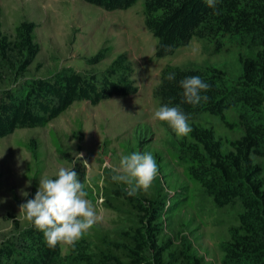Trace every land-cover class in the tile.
<instances>
[{
  "label": "trees",
  "instance_id": "trees-1",
  "mask_svg": "<svg viewBox=\"0 0 264 264\" xmlns=\"http://www.w3.org/2000/svg\"><path fill=\"white\" fill-rule=\"evenodd\" d=\"M107 10L126 8L136 0H86ZM219 14L204 0H143L144 25L156 38L154 54H172L191 37L209 41L216 52L237 49L233 61L239 72L234 81L225 79L227 67L217 65L165 64L153 95L162 105L177 106L188 116L192 131L180 139L176 156L183 173L220 206L237 204L235 222L227 227L222 243L226 264H264V0H220ZM35 23L21 20L9 36L1 29L0 75L23 78L13 87L0 89V137L17 127L45 125L75 100L92 104L112 95L137 91L134 68L125 52L118 53L101 72H83L65 66L46 77H26L38 45ZM108 48L90 58L99 60ZM175 73V79L166 77ZM199 76L210 85L207 101L199 105L182 102L179 81ZM241 110L230 120L227 112ZM214 114L239 134L216 137L199 121ZM84 183V174L78 170ZM88 198L92 194L87 190ZM113 191L139 211L132 224L117 231L116 238L94 234L91 247L81 244L62 253L61 244L49 248L42 233L30 224L0 240V264H206L183 245L163 243L156 219L163 206L153 197L129 196Z\"/></svg>",
  "mask_w": 264,
  "mask_h": 264
},
{
  "label": "rangeland",
  "instance_id": "rangeland-1",
  "mask_svg": "<svg viewBox=\"0 0 264 264\" xmlns=\"http://www.w3.org/2000/svg\"><path fill=\"white\" fill-rule=\"evenodd\" d=\"M142 1L126 8L104 9L86 0H0L1 29L9 36L21 20L35 23L38 51L28 66L26 77H46L65 66L83 72L101 73L120 52L131 62L138 89L126 95H112L96 104L75 100L45 125L23 126L0 137V240L13 235L29 223L19 205L34 197L39 180L54 178L59 167H72L84 174V184L92 194L102 219L77 244L91 247L94 234L116 238L117 231L132 224L139 210L123 201L113 189L126 190L124 183L111 180V166L122 154L151 152L159 166L158 175L147 191L136 196L143 203L153 197L163 206L156 219L163 243L183 245L206 264H226L222 243L227 227L235 222L237 204L217 205L199 185L183 173L184 164L176 156L179 141L164 122L152 121L158 107L153 87L165 64L217 65L227 67L225 79L234 81L239 68L230 46L220 52L209 41L191 37L172 54L156 57V38L144 25ZM108 50L99 60L101 48ZM23 78L0 75V89L13 87ZM241 110L234 105L227 118ZM195 121L213 128L221 139L239 134L222 124L214 114L200 115ZM27 192L24 196L21 193ZM62 253L68 247L61 244Z\"/></svg>",
  "mask_w": 264,
  "mask_h": 264
},
{
  "label": "clouds",
  "instance_id": "clouds-1",
  "mask_svg": "<svg viewBox=\"0 0 264 264\" xmlns=\"http://www.w3.org/2000/svg\"><path fill=\"white\" fill-rule=\"evenodd\" d=\"M205 4L219 14L217 5L220 0H204ZM175 79V73L166 77ZM182 88V102L193 106L207 101L206 93L210 85L199 76L185 77L179 81ZM152 121L166 123L178 138L187 136L192 128L188 116L179 105H162L155 108L151 115ZM82 153H77L72 167H59L52 177L39 180L34 197L19 205L23 218L42 233L43 241L49 248L62 244L75 248L82 239L98 223L102 217L97 214L92 201L87 199L86 185L78 178L74 170L76 160L82 161ZM87 164L86 162L82 161ZM111 180L124 183L126 194L135 196L138 191H147L158 175L159 166L151 152H132L122 154L117 166H111ZM27 196V192L21 193Z\"/></svg>",
  "mask_w": 264,
  "mask_h": 264
}]
</instances>
